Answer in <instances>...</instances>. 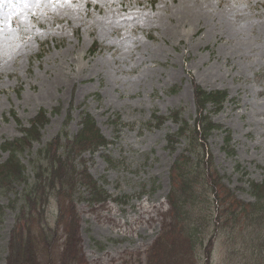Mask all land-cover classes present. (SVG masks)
<instances>
[{"label": "rangeland", "instance_id": "1", "mask_svg": "<svg viewBox=\"0 0 264 264\" xmlns=\"http://www.w3.org/2000/svg\"><path fill=\"white\" fill-rule=\"evenodd\" d=\"M194 85L227 93L221 110H205L221 130L196 146L211 155L203 169L220 199L253 202L248 182H264V0H0V144L40 109L48 119L19 154L28 183L0 191V264L10 239L25 233L37 263L58 264L74 225L70 264H264V209L217 207L201 171L190 218L167 226L171 167L187 141L165 137L198 117ZM82 112L110 144L82 154L77 167L110 200L48 188L21 229L11 203L33 182L39 148L61 130L74 135ZM173 112L178 122L152 119Z\"/></svg>", "mask_w": 264, "mask_h": 264}, {"label": "trees", "instance_id": "2", "mask_svg": "<svg viewBox=\"0 0 264 264\" xmlns=\"http://www.w3.org/2000/svg\"><path fill=\"white\" fill-rule=\"evenodd\" d=\"M194 103L197 110L198 117L190 125L186 120H180L176 132L166 135L167 144L179 142L180 139H186V148L175 159L171 167V188L167 195V202L169 204L170 220L173 224H178L190 218L187 209L198 203L197 187H194V182L202 173L205 185L211 188L213 195V202L220 208H237L249 207L253 211H261L264 209V183L250 182V192L254 197V202L244 203L227 195L224 199H220L217 183L210 181V174L203 169L205 163L211 161V156L208 152L196 149L197 145H202L210 133L214 129H220L219 125L214 124L206 113H203L207 103H210L216 111L220 110L225 99L226 92L215 90L205 91L201 87L194 85L193 87ZM176 113H171L170 116L161 117L153 115L155 124L160 125L165 119L171 118L178 122ZM47 122L45 119V112L40 110L37 115L29 121L28 128L22 129V136L11 141H5L0 145L3 152H7V158L0 163V191H9L10 186L15 183H28L26 167L21 162L19 154L23 152L26 146H29L32 141L39 140V129ZM118 123V120H117ZM229 134L224 136V149L228 154L232 155V149H227L229 145ZM109 142L101 135L99 129L96 127L94 120L87 113H82L80 117V128L72 135H63L62 131L53 137L51 141L41 147L37 154V160L32 163L33 182L29 185L26 191H23L19 208H17V223L27 226V220L30 218L28 211L33 209L37 211L39 207L43 206V200L49 194L48 188L55 187L57 196L64 197L65 192L73 191L74 187L85 188L89 196V200L93 202L105 201L108 195L101 185L93 180L86 172L85 167L81 166L77 170L76 159L85 151H95L99 147H106ZM207 156L206 160L204 159ZM109 162V161H108ZM77 170V171H76ZM201 171V173H200ZM212 180V179H211ZM220 183V182H219ZM40 191V192H39ZM208 191V189H205ZM76 192V191H75ZM74 193V191H73ZM71 194V197L73 196ZM36 199L34 201L33 199ZM16 201V200H15ZM14 201V202H15ZM34 207L32 208V206ZM13 209H16L13 203ZM58 218L61 216L60 209L58 210ZM232 220V219H231ZM177 222V223H176ZM189 224L187 225V227ZM192 227V226H189ZM25 229V228H24ZM69 229V228H68ZM66 230L65 237V252L64 259L58 264H70L65 262V259L70 257L72 260L76 258L74 246L76 236V225L72 230ZM191 231V229H189ZM39 239L46 240L43 228L41 227ZM13 232L12 234H15ZM192 235V232L189 233ZM33 238V237H32ZM30 236L25 233L22 236H13L10 239L9 251L6 259V264H39L35 260V247L30 242ZM49 246L48 241L45 242ZM67 252V253H66ZM73 253V255H70Z\"/></svg>", "mask_w": 264, "mask_h": 264}]
</instances>
